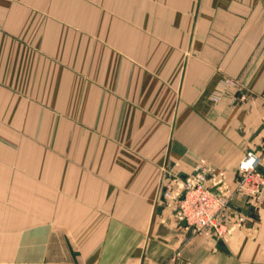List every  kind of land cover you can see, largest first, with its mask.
<instances>
[{"label":"crops","instance_id":"obj_1","mask_svg":"<svg viewBox=\"0 0 264 264\" xmlns=\"http://www.w3.org/2000/svg\"><path fill=\"white\" fill-rule=\"evenodd\" d=\"M263 131L264 0H0V264H264V197L216 238L163 195Z\"/></svg>","mask_w":264,"mask_h":264},{"label":"built area","instance_id":"obj_2","mask_svg":"<svg viewBox=\"0 0 264 264\" xmlns=\"http://www.w3.org/2000/svg\"><path fill=\"white\" fill-rule=\"evenodd\" d=\"M239 88L237 79L227 78L212 99L217 103L227 90ZM204 164L202 162L182 180V189L176 194V215L195 234L207 233L224 238L230 228L221 219L232 208L234 200L246 199L251 207H257L264 197V131L260 151H248L239 163L233 188L225 186L214 170ZM163 172L169 174L166 169ZM172 197L167 195L168 199Z\"/></svg>","mask_w":264,"mask_h":264},{"label":"rangeland","instance_id":"obj_3","mask_svg":"<svg viewBox=\"0 0 264 264\" xmlns=\"http://www.w3.org/2000/svg\"><path fill=\"white\" fill-rule=\"evenodd\" d=\"M173 181H170V182H168V184L166 185V192H164L163 193V195H164V197H166V199H167V195L168 196H173L172 198H170V199H172L174 202H177V199H178V197H174V195H173V191H176L177 192V194H179V192L181 191V189L182 188H180V187H182V185H183V183H182V178H181V176H176V177H174L173 179H172ZM175 180V181H174ZM171 188V190H169V187Z\"/></svg>","mask_w":264,"mask_h":264},{"label":"water","instance_id":"obj_4","mask_svg":"<svg viewBox=\"0 0 264 264\" xmlns=\"http://www.w3.org/2000/svg\"><path fill=\"white\" fill-rule=\"evenodd\" d=\"M182 226H183V227H187V224H186V222H182ZM192 233H193V231H192V230H190V232H189V235L191 236V235H192Z\"/></svg>","mask_w":264,"mask_h":264}]
</instances>
